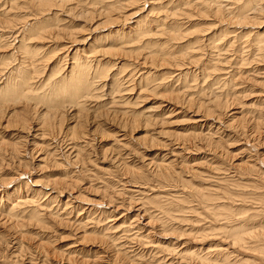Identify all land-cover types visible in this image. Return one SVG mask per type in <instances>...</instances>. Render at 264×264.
Here are the masks:
<instances>
[{
	"label": "rangeland",
	"instance_id": "1",
	"mask_svg": "<svg viewBox=\"0 0 264 264\" xmlns=\"http://www.w3.org/2000/svg\"><path fill=\"white\" fill-rule=\"evenodd\" d=\"M186 1L0 0V264L264 263V0Z\"/></svg>",
	"mask_w": 264,
	"mask_h": 264
},
{
	"label": "bare ground",
	"instance_id": "2",
	"mask_svg": "<svg viewBox=\"0 0 264 264\" xmlns=\"http://www.w3.org/2000/svg\"><path fill=\"white\" fill-rule=\"evenodd\" d=\"M50 2H51V0H49ZM53 1V0H52ZM153 1H155V0H153ZM172 1V0H171ZM186 1V0H185ZM193 1V0H192ZM202 1V0H201ZM208 1V0H207ZM214 1V0H213ZM219 1V0H218ZM236 1V0H235ZM234 1V2H235ZM245 1V0H244ZM252 1V0H251ZM134 2V1H133ZM181 2H182V0H181ZM184 2V1H183ZM187 2V1H186ZM222 2L223 3H226L225 5H222V4H220V5H217L216 7H215V9H214V12L216 11V13H218V14H220L221 12H220V10L222 11V9L224 8V9H228L229 10V15H231L230 16V18H231V20H233V23H235V25L238 27V26H241L242 27V24L243 23H245V21H247V20H249L250 18H249V15H248V10H250L251 8H253V10L254 11H257L258 10V8H257V6H256V4H254V2H250V3H248V5H245L244 6V8L243 9H241V10H236V8L234 7V8H231L232 6H233V3H230V1H223L222 0ZM10 3V2H9ZM194 3H197L198 5L199 4H201L202 2H200L199 0H196V2H194ZM221 3V2H220ZM174 4V3H173ZM184 4H186L185 2H184ZM210 4V3H209ZM219 4V3H218ZM239 4V3H238ZM264 4V3H263ZM159 5V4H158ZM181 5V4H180ZM191 5H193V3L191 4ZM249 5H251L252 7H248ZM116 6V5H115ZM176 6V5H175ZM179 6V5H178ZM208 6V5H207ZM236 6V5H235ZM113 7V6H112ZM118 7V6H117ZM193 7H194V5H193ZM247 7H248V9H247ZM40 8V7H39ZM177 8V7H176ZM199 8V7H198ZM211 8H212V6H211ZM210 8V9H211ZM175 9V8H174ZM178 9V8H177ZM191 9V8H190ZM195 9V8H194ZM193 9V10H194ZM203 9V8H202ZM264 9V8H263ZM180 10H183V9H180ZM208 10H209V8H208ZM259 10H261V8H259ZM173 11H175V10H173ZM227 11V10H226ZM37 12V11H36ZM48 12V11H47ZM111 12H113V11H111ZM186 12V11H185ZM184 12V13H185ZM194 12H195V10H194ZM201 12V11H200ZM220 12V13H219ZM228 12V11H227ZM44 13V12H43ZM150 13V12H149ZM178 13V12H177ZM193 13V12H192ZM212 13V12H211ZM215 13V14H216ZM255 13V12H254ZM36 14V13H35ZM173 14H174V12H173ZM181 14V13H180ZM179 14V15H180ZM204 14H205V12H204ZM214 14V15H215ZM218 14H216L217 16H218ZM38 15H40V14H38ZM149 15V14H148ZM184 15V14H183ZM213 15V16H214ZM42 16V15H41ZM188 16V15H187ZM174 17V16H173ZM172 17V18H173ZM191 17V16H190ZM186 18V17H185ZM19 19V18H18ZM182 19H184V18H182ZM187 19V18H186ZM189 19V18H188ZM185 20V19H184ZM250 21V20H249ZM253 21V20H252ZM152 22V21H151ZM175 22V21H174ZM178 22V21H177ZM177 22H175V24L177 23ZM181 22H183V21H181ZM12 23V22H11ZM186 23H187V21H186ZM203 23V22H202ZM230 23V22H229ZM6 24V23H5ZM16 24V23H15ZM179 24V23H178ZM178 24H177V26H178ZM189 24V23H188ZM10 25V24H9ZM172 25V24H171ZM194 25V24H193ZM230 25V24H229ZM13 26H14V24H13ZM30 26V25H29ZM140 26V25H139ZM173 26H174V24H173ZM179 26H180V24H179ZM249 26V25H248ZM28 27V26H27ZM182 27V26H181ZM180 27V28H181ZM184 27V26H183ZM191 27V26H190ZM189 27V28H190ZM16 28V27H15ZM29 28V27H28ZM27 28V29H28ZM32 28V27H31ZM46 28V27H45ZM175 28V27H174ZM178 28V27H177ZM33 29L35 30V28L33 27ZM39 29V28H38ZM47 29V28H46ZM157 29V28H156ZM22 30V29H21ZM25 30V29H24ZM140 30V29H139ZM143 30V29H142ZM18 32H21L20 30H17ZM30 31V30H29ZM147 31V30H146ZM145 31V32H146ZM220 31V30H219ZM18 32H15L14 31V33L13 34H15V33H18ZM42 32H43V30H42ZM48 32V31H47ZM144 32V31H143ZM192 32V31H191ZM222 32V31H221ZM225 32V31H224ZM29 33V32H28ZM28 33H27V35H28ZM36 33H38V32H36ZM40 33V32H39ZM135 33H137V31L135 32ZM139 33V32H138ZM189 33V32H188ZM188 33H187V35H188ZM241 33V32H240ZM249 33V32H248ZM19 34V33H18ZM233 34V33H232ZM235 34V33H234ZM16 35V34H15ZM122 35V34H121ZM227 35V34H226ZM236 35V34H235ZM251 35V34H250ZM22 36H23V34H22ZM26 36V35H25ZM24 36V37H25ZM44 36V35H43ZM110 36V35H109ZM117 36V35H116ZM246 36V35H245ZM256 36V35H255ZM3 37V36H2ZM12 37V36H11ZM16 37V36H15ZM36 37V36H35ZM234 37V36H233ZM263 38H261L260 40H258V47L261 49V48H264V35L262 36ZM1 38V37H0ZM30 38V37H29ZM43 38V37H42ZM236 38V37H235ZM40 39V38H39ZM14 40H16V39H14ZM21 40V39H20ZM24 40V39H23ZM225 40V39H224ZM247 40V39H246ZM245 40V41H246ZM26 41V40H25ZM244 41V42H245ZM19 42V41H18ZM17 42V43H18ZM32 42V41H31ZM175 42V41H174ZM173 42V43H174ZM237 42V41H236ZM176 43V42H175ZM255 43H257V42H255ZM22 44V43H21ZM233 45V44H232ZM25 46H27V45H25ZM219 46V45H218ZM186 47V46H185ZM198 47V46H197ZM258 47H257V49H258ZM17 48V47H16ZM35 48V47H34ZM171 50V49H170ZM190 50H192V49H190ZM196 49H194V51H195ZM199 50V49H198ZM16 51V50H15ZM34 51V50H33ZM36 51V50H35ZM163 51V50H162ZM193 51V52H194ZM19 52H21V51H19ZM218 52V51H217ZM165 53V52H164ZM163 53V54H164ZM172 53V52H171ZM33 54V56H34V53H32ZM75 54V53H74ZM184 54V53H183ZM221 54V53H220ZM170 55V54H169ZM173 55H174V53H173ZM178 55V54H177ZM185 55V54H184ZM65 56H66V54H65ZM175 56V55H174ZM186 56V55H185ZM192 56H190V58H191ZM213 57V56H212ZM212 57H210V58H212ZM221 57V56H220ZM32 58V57H31ZM63 58V57H62ZM175 58V57H174ZM174 58L172 59V58H170L172 61L174 60ZM177 58V57H176ZM25 59V58H24ZM169 59V60H170ZM178 59V58H177ZM184 59H185V57H184ZM217 59V58H216ZM171 60H170V62H171ZM193 60V59H192ZM221 60V59H220ZM225 60V59H224ZM252 60V59H251ZM228 61V60H227ZM226 61V62H227ZM179 62V61H178ZM190 62V61H189ZM197 62V61H196ZM224 62V61H223ZM26 63H27V61H26ZM94 63V62H93ZM216 63V62H215ZM95 64H96V62H95ZM105 64V63H104ZM174 64H175V62H174ZM226 64H229L228 62L226 63ZM108 65V64H107ZM179 65V64H178ZM242 65V64H241ZM8 66V65H7ZM29 66V65H28ZM59 66V65H58ZM76 66H78L77 68H78V70L80 71V73L82 72V70H81V68H80V66H82V65H76ZM23 67V66H22ZM177 67V66H176ZM104 68V67H103ZM1 70V69H0ZM20 70V69H19ZM86 71V70H85ZM85 71L83 70V72L82 73H84V75H86L85 74ZM94 71V70H93ZM214 71V70H213ZM60 72V71H59ZM33 73V72H32ZM2 74V73H1ZM78 74V73H77ZM114 74V73H113ZM227 74H229V73H227ZM81 75V74H80ZM83 75V76H84ZM13 76V75H12ZM20 76V75H19ZM76 77H74V75H73V77H72V82L71 83H74L75 85L77 84V90H75L77 93H76V95H75V97H77V98H82V93H80L78 90H85L86 89V87H89V85H91V83H89L88 81H86L87 79H84L83 77H78L77 75H75ZM82 76V75H81ZM231 76V75H230ZM6 77V76H5ZM68 77V76H67ZM98 77V76H97ZM101 77V76H100ZM16 78V77H15ZM148 79V78H147ZM21 80V79H20ZM20 80H19V82H20ZM183 80V79H182ZM17 81V80H16ZM21 83H22V81H21ZM24 84L23 85H21L20 87L17 85V86H13V94H16L17 96H18V94L21 96L22 95V93L23 92H25L24 93V98L25 97H27L28 95H27V91H29V89H30V86L28 85L27 86V83L28 82H23ZM57 84V83H56ZM10 85V84H9ZM62 85V84H61ZM17 87H18V89H17ZM78 87H79V89H78ZM92 87V86H91ZM11 88V87H10ZM10 88H8V89H10ZM118 88V87H117ZM2 90V89H1ZM18 90H20V91H18ZM97 90V89H96ZM94 91V90H93ZM1 92V91H0ZM8 92V91H7ZM47 92V91H46ZM79 92V93H78ZM9 93V92H8ZM11 93V94H12ZM85 95H87V94H85ZM3 96V95H2ZM0 97H1V93H0ZM2 98V97H1ZM8 98H9V95H8ZM4 99H5V97H4ZM10 99V98H9ZM39 99V98H38ZM77 100V99H76ZM80 100V99H79ZM215 100V99H214ZM14 101V100H13ZM17 102V101H16ZM76 103V102H75ZM53 108V107H52ZM2 109V108H1ZM47 113H49V112H47ZM59 114V113H58ZM83 117V116H82ZM114 121V120H113ZM49 126V125H48ZM169 134V133H168ZM0 143H2V142H0ZM16 145V144H15ZM13 150L14 151H16L17 149H15V148H13ZM18 151H19V149H18ZM50 155V154H49ZM78 155V154H77ZM261 169V168H260ZM20 176V175H19ZM62 180V179H61ZM66 181V180H65ZM27 184V183H26ZM25 184V185H26ZM55 185V184H54ZM27 186V185H26ZM4 188V187H3ZM18 190H19V188H18ZM29 191V190H28ZM216 194V193H215ZM16 195H18V194H16ZM33 195V194H32ZM40 195V194H39ZM44 195V197L45 196H48V194L47 193H44L43 194ZM37 196V195H36ZM20 198H22V199H20ZM27 197L26 196H23V197H18L14 202H15V204H12V208L13 209H18V208H20V207H22L23 206V204L25 203V201L27 200L26 199ZM35 198V197H34ZM31 199V198H30ZM29 199V200H30ZM32 199H33V197H32ZM31 199V200H32ZM193 199V198H192ZM40 200V199H39ZM48 200V199H47ZM20 201H22V202H20ZM13 203V202H12ZM20 204V206L18 205V204ZM100 203H102V202H100ZM43 204V203H42ZM68 203L66 202L64 205L66 206ZM27 205V204H26ZM38 205V204H37ZM36 205V206H37ZM11 206V205H10ZM25 206V205H24ZM38 207V206H37ZM46 207V206H45ZM70 208V207H69ZM93 208V207H92ZM66 209V208H65ZM19 210V209H18ZM18 212V211H17ZM92 212V210L90 211V213ZM10 213V212H9ZM94 213V212H93ZM11 214V213H10ZM36 217V216H35ZM138 217V216H137ZM10 218V217H9ZM39 220V219H38ZM115 220V219H114ZM238 221V220H237ZM149 222V221H148ZM253 222V221H252ZM5 223V222H4ZM238 223H240V222H238ZM243 223H244V221H243ZM123 224V223H122ZM146 224V223H145ZM156 224V223H155ZM241 224V223H240ZM245 224V223H244ZM247 224H248V222H247ZM202 225V224H201ZM238 226V225H237ZM244 226V225H243ZM240 228H242L241 226H240ZM229 229V228H228ZM249 229V228H248ZM132 230V229H131ZM226 231V230H225ZM228 233H229V231H228ZM233 234H232V238H233V241L235 242V244H239V242H242L243 241V238L241 237V235H239V233H238V231L236 230V229H234L233 230V232H232ZM168 234V233H167ZM242 234V233H241ZM248 234V233H247ZM256 234V233H255ZM183 235V234H182ZM207 235V234H206ZM203 236V235H200V240L199 239H197L196 240V242H199L198 244L199 245H197L198 246V248L197 249H194L193 247L191 248H184V250H183V246H182V244H180L179 243V245H181V249L180 250H178L177 248L178 247H180V246H178V247H173L174 249H172V246H176V244L174 243L171 247H169L168 248V250H165V252L164 253H166V254H168V255H176L177 257H179L180 258V260H182V261H186V262H188V260H189V262H194V261H196L198 264H216V262L218 261L215 257L218 255V256H222L223 255V257H224V260L226 261L225 262V264H229L228 262H227V259H225L226 258V254H227V251L225 252L224 250L222 251V252H225V253H222L221 252V249L219 248V249H216V248H214V247H216L217 245H215V246H211V248H207V249H205L204 248V246L202 247L201 245H203V243L206 241V238H208L207 236ZM171 236V235H170ZM183 236H185V235H183ZM242 236H243V234H242ZM148 237V236H147ZM226 237V236H225ZM229 237V236H228ZM251 237V236H250ZM247 238V237H246ZM141 239V238H140ZM187 239V238H186ZM212 239V238H211ZM223 240H224V238H222ZM226 239V238H225ZM228 239V238H227ZM147 240V239H146ZM208 240V239H207ZM229 240V239H228ZM246 240V239H245ZM248 240V239H247ZM231 241H232V239H231ZM193 242H195V241H193ZM221 242H222V240H221ZM227 242V241H226ZM244 242V241H243ZM246 242H248V241H246ZM145 244V243H144ZM151 245V244H150ZM209 245V244H208ZM231 245V244H230ZM241 245V244H240ZM232 246V245H231ZM250 246V245H249ZM186 249V250H185ZM211 249V250H210ZM239 249H241V248H239ZM238 249V250H239ZM247 249V248H246ZM250 249V248H249ZM246 251V250H245ZM185 252V253H184ZM221 252V253H220ZM240 252V251H239ZM263 252V251H262ZM186 253H190V254H188L187 256H186ZM216 253H217V255H216ZM229 254H230V252H228ZM225 254V255H224ZM228 257V256H227ZM256 257H258V256H256ZM165 258V257H164ZM176 258V257H175ZM188 259V260H187ZM232 259V258H231ZM263 259V258H262ZM175 260V259H174ZM222 261V260H221ZM231 261V260H230ZM238 261V260H237ZM177 262V261H176ZM180 262V261H179ZM263 262H264V260H263ZM169 263V262H168ZM166 264V263H165ZM222 264V263H221ZM264 264V263H263Z\"/></svg>",
	"mask_w": 264,
	"mask_h": 264
}]
</instances>
